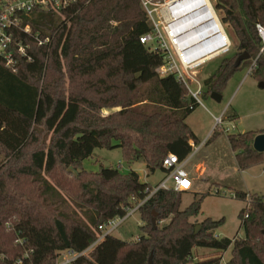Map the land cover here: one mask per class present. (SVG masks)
Instances as JSON below:
<instances>
[{"label": "trees", "instance_id": "16d2710c", "mask_svg": "<svg viewBox=\"0 0 264 264\" xmlns=\"http://www.w3.org/2000/svg\"><path fill=\"white\" fill-rule=\"evenodd\" d=\"M215 7L236 33L239 50L221 60L205 80L203 94L222 93L232 75L257 57L252 74L264 81V51L259 55L256 30L264 22V0H216ZM57 13L36 9L24 15L23 25L30 23L32 34L20 30L15 35L28 45L31 59L16 54V71L0 60V150L21 165L19 173L31 187L19 192L14 182L7 186L11 174L2 176L0 264H18L20 259L23 264H55L63 250L88 248L74 264H148L152 252L154 264H222L220 255L230 249L224 264H264V194L258 193L251 194L250 205L239 213L241 238L216 236L224 218L207 217L196 232L192 218L201 214L206 193L182 209L183 191L160 189L139 210L144 223L139 239L107 235L95 244L99 225L125 215L154 186L143 182L136 170L123 173L102 166L93 173L82 161L97 147H120L128 163L143 161L150 173L164 171L168 154L183 160L193 152L189 138L199 144L186 120L200 103L175 76L160 75L163 54L141 43V36L152 31L141 0H73L60 11L65 19ZM35 34L51 42L40 45ZM242 52L250 59L236 66ZM87 76L96 78L89 90L82 79ZM107 107L119 110L101 117L100 110ZM44 131L52 133L49 144L42 139ZM217 133L214 129L207 141ZM256 135H228L240 170L264 164V152L253 147ZM63 191L82 217L58 208L66 201ZM248 194L236 195L246 201ZM154 211L157 220L169 222L155 228ZM197 248L215 252L196 258Z\"/></svg>", "mask_w": 264, "mask_h": 264}, {"label": "rangeland", "instance_id": "374dc122", "mask_svg": "<svg viewBox=\"0 0 264 264\" xmlns=\"http://www.w3.org/2000/svg\"><path fill=\"white\" fill-rule=\"evenodd\" d=\"M156 1L158 2L159 0ZM211 1L213 5L216 6V0ZM216 11L222 18V12L218 9H216ZM160 12L161 10L159 9V13H153V17L157 22L161 16ZM57 14L59 17L62 16V18L65 19L60 11ZM29 25L31 26L30 23ZM224 26L233 45L227 53L209 60L196 69V76L202 81V83L215 73L222 59L238 52L239 50V41L236 33L228 23H224ZM250 66L251 64L249 66L242 65V68L232 75L221 93V101L215 100L208 94L200 95L201 103L193 113L188 116L186 121L200 136L201 141H207L210 138L215 128V117L221 114H224L225 126H236L235 129L230 131V134L244 133L247 131L257 133L264 132V87L260 85L261 82L264 81H260L254 74L248 73ZM64 70H66L65 67ZM99 75H101V73H99ZM92 78L93 77L90 76L82 77V79L86 81L84 87H87L88 90L90 84L96 82V78H93V82L90 81ZM82 79L81 77L76 78L80 83L82 82ZM204 90H206L205 86ZM85 92L89 96H94V93L91 91ZM116 110H119V108H102L99 115H101V117H107ZM236 115L237 118L233 119ZM218 132L219 133L208 142L210 143L207 144L208 146H205L206 142L201 145L199 150L194 153L195 155L193 159L187 165V169L194 181V187L191 191L183 192L181 207L184 209L195 199V196H200L203 193H206L207 195L202 202L201 214L197 218H192V221L197 223L196 227L198 230L202 228L201 222L207 217L213 219L224 218V224L216 230V233H220L221 237H236L238 235V237L241 238V236H244V230L241 228L239 213L246 206V201L237 197V190L232 186L231 182H237L240 180V184L249 191L250 196L252 193L264 194V164L251 167L243 173L236 171L233 165L228 169V163H230L229 160H231V158L228 157L229 155L227 152L223 153L224 157H222V154H220L221 157H219L214 150L220 148L221 150L226 151L228 148V151L231 152L229 137L228 134L221 133L220 131ZM51 137L52 133L44 131L42 139L46 144H49ZM198 146H200V144H198ZM33 149L34 147H32V150ZM30 152L31 150L29 149L28 153ZM206 158H208L209 162L206 161ZM198 159L207 162L206 169H203L200 165H196L195 161ZM133 163H128L126 161L123 150L120 147H115L113 149L97 147L89 158L82 161V166L85 170L93 173L99 172L102 166L115 167L123 173H128L131 169H136L139 171L142 181H149L154 184L160 181L163 176L165 177L161 170H156L151 174L148 170L150 175L147 177L145 165L136 162ZM20 167L21 165H17L15 161L11 160L9 156L0 150V181L2 176H4L3 178H6L5 173L11 174L13 180L7 181V186H10V184L14 182L18 185V191L23 193L29 191L31 187L28 184V177L20 175ZM221 167H225L226 170H221ZM68 170L73 169L70 168ZM79 170L83 171L82 168ZM44 176L52 183L54 182V178H52L51 175L44 174ZM55 176H57V174ZM223 179L228 181L231 186L221 184L217 181H224ZM195 188H197V192H194ZM1 190L3 191V189ZM63 193L66 196V201L58 206V208L68 214H76L82 217L83 215L80 208L71 200L69 193L66 191H63ZM39 194H41V191L38 192L37 196ZM156 215L157 225L164 226L169 222V220H157V212ZM143 224L140 212H136L128 217L113 232V235L123 240L136 241L144 234L141 228ZM200 251L201 254L198 253L197 249L194 250V254L197 258L206 257L215 252L214 250L207 248H202ZM230 256V252L225 254L222 264L227 262Z\"/></svg>", "mask_w": 264, "mask_h": 264}, {"label": "built area", "instance_id": "2783aa9c", "mask_svg": "<svg viewBox=\"0 0 264 264\" xmlns=\"http://www.w3.org/2000/svg\"><path fill=\"white\" fill-rule=\"evenodd\" d=\"M73 0H0V60H3L7 67L13 71L17 70L16 54L26 56L31 59L27 51L28 45H25L18 36L17 31H23L32 34L29 24L23 25V16L31 15L36 9L45 11L55 10L57 12L67 8ZM171 1L177 0H141L151 22L152 31L141 36L140 41L147 44L152 51L160 52L164 56V62L158 69L161 76L173 75L183 83L189 94L201 103L200 95L204 91V83L196 76V69L209 60L227 53L232 47V41L225 29L221 17L216 11L212 16L213 24L210 22L203 23L201 13L195 12L183 20L165 21L162 11ZM205 2V0H203ZM195 0L189 3L193 5ZM196 8L195 6H192ZM160 12L158 22L154 19L153 13ZM191 10V9H190ZM189 10V11H190ZM185 28L188 29L185 32ZM256 30L261 42L260 54L264 51V22L256 24ZM187 33V34H186ZM39 44L51 42L50 37L45 40L35 34ZM257 59L253 60L248 73H252L257 66ZM215 128L224 134H230L236 126H225L224 114L215 117ZM199 146H195L197 151ZM190 156L180 160L174 153L168 154L163 160L165 177L149 192V195L132 206L126 208L123 216L111 218L106 223L99 225L98 243L107 235H113V232L131 215L139 212L141 206L158 190L173 189L176 191H191L193 180L187 169ZM251 202L250 194L246 199V205ZM217 236V235H216ZM218 237V236H217ZM90 248L77 252L73 249H66L59 253L55 264H74L76 261L85 256ZM18 264H23V260H18Z\"/></svg>", "mask_w": 264, "mask_h": 264}, {"label": "bare ground", "instance_id": "6f19581e", "mask_svg": "<svg viewBox=\"0 0 264 264\" xmlns=\"http://www.w3.org/2000/svg\"><path fill=\"white\" fill-rule=\"evenodd\" d=\"M196 3L193 5H190L189 3L191 0H177V1H171L169 5L165 6L162 14L163 19L165 21H172L175 19L183 20L195 12H200L202 15V21L203 23H211L213 24L211 13L216 16V13L214 11V7L211 4L210 0H195ZM192 6H195L196 8H193ZM191 9V10H190ZM190 10V11H189ZM185 32L188 31L187 28L184 30ZM187 34V33H186Z\"/></svg>", "mask_w": 264, "mask_h": 264}, {"label": "crops", "instance_id": "0c3cea01", "mask_svg": "<svg viewBox=\"0 0 264 264\" xmlns=\"http://www.w3.org/2000/svg\"><path fill=\"white\" fill-rule=\"evenodd\" d=\"M191 127V126H190ZM193 130V129H192ZM193 132L195 133V135L197 136V138L199 139V144H200V146H199V148L201 147V145L204 143V142H206L205 143V146L207 145V144H210V143H208V141H201V138H200V136L193 130ZM261 133V132H260ZM258 134V133H257ZM189 140H190V143L192 144V146H193V152L189 155L190 156V160H189V162L193 159V157H194V153L195 152H197L196 150H194V148H195V146H198V144H195V142L191 139V138H189ZM212 145V144H211ZM205 146H203V147H205ZM208 146V145H207ZM229 146H230V144H229ZM202 147V148H203ZM230 150H231V152H229L228 151V148L226 149V151H223V150H221L220 148H218V149H215L214 150V152H217V154H218V156L219 157H221V155L220 154H222V157H224V154L223 153H226L227 152V154L229 155L228 157L229 158H231V160H229L230 161V163H228V169L230 168V166H232L233 165V167H234V169L236 170V171H238L239 173H243L245 170H240L239 169V167H238V164H237V161H236V157H235V151L231 148V146H230ZM206 161L207 162H209L208 161V158H206ZM205 160H202V159H198L197 161H195V163H196V165H200L201 167H203V169H206V164H207V162H206ZM188 162V163H189ZM136 163H140V164H143V165H145V167H146V172H147V177L151 174H149V172H148V169H147V166H146V163L145 162H141V161H136ZM133 164H135V163H133ZM188 165V164H187ZM223 169V171H225L226 170V168L225 167H221V170ZM132 170H136V169H132ZM137 171V170H136ZM205 171V170H204ZM247 171V170H246ZM138 173H139V171H137ZM162 173L165 175V173H164V171H162ZM191 176V175H190ZM140 178H141V175H140ZM164 178V176L162 177V179ZM192 178V177H191ZM161 179V180H162ZM142 180V179H141ZM160 180V181H161ZM193 180V179H192ZM216 180V179H215ZM224 180V179H223ZM160 181H158L156 184H154V183H152V182H149V181H143V182H147V183H150V184H152L153 186H156ZM218 182H220L221 184H224V185H228V186H231L229 183H228V181H220V180H217ZM231 184H232V186H234V188L237 190V191H245V192H249V191H247V189H245L244 188V186L243 185H241L240 184V180L239 181H237V182H234V181H232L231 182ZM193 187H194V181H193ZM198 190H197V188H195V190H194V192H197ZM258 194H260V193H258ZM216 235L219 237V238H222L221 237V235H220V233H216ZM230 238H233V237H230ZM200 249H202V248H197V250H198V253L199 254H201V251H200ZM230 252V250H227V251H225L224 253H222L220 256L222 257V260H223V258H224V256H225V254H228ZM195 255V254H194ZM197 258V257H196ZM225 263V262H224Z\"/></svg>", "mask_w": 264, "mask_h": 264}, {"label": "water", "instance_id": "95a60500", "mask_svg": "<svg viewBox=\"0 0 264 264\" xmlns=\"http://www.w3.org/2000/svg\"><path fill=\"white\" fill-rule=\"evenodd\" d=\"M260 55V53H259ZM258 58V57H257ZM256 58V59H257ZM250 59V54L248 52H242L236 60L235 65L236 66H240L241 63L245 60ZM262 87H264V82H261L260 84ZM211 96L217 100V101H221L222 100V95L221 93L218 92H212ZM253 147L255 150H257L258 152H264V132L258 133L253 140ZM156 212H153V218H152V223L154 225L155 228H157V223H156ZM196 232H198V228L196 227ZM264 233V231H263ZM154 254L153 252L150 254V257L148 259V264H154Z\"/></svg>", "mask_w": 264, "mask_h": 264}]
</instances>
